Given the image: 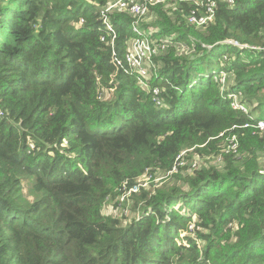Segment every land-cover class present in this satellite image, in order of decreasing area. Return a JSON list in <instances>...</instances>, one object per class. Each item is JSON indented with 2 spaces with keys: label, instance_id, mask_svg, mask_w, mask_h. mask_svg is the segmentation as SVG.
<instances>
[{
  "label": "trees",
  "instance_id": "trees-1",
  "mask_svg": "<svg viewBox=\"0 0 264 264\" xmlns=\"http://www.w3.org/2000/svg\"><path fill=\"white\" fill-rule=\"evenodd\" d=\"M113 1L0 0V264H264V0H170L151 26ZM151 29L144 88L125 59Z\"/></svg>",
  "mask_w": 264,
  "mask_h": 264
},
{
  "label": "built area",
  "instance_id": "built-area-1",
  "mask_svg": "<svg viewBox=\"0 0 264 264\" xmlns=\"http://www.w3.org/2000/svg\"><path fill=\"white\" fill-rule=\"evenodd\" d=\"M170 0H115L109 4V6L106 8L107 12H111L114 10H120V11H129L133 15L137 16L138 21L142 22V24L150 25L152 22V16H150V7L157 5V4H164L168 3ZM200 1V2H199ZM204 1H207L206 3ZM216 0H196V4L198 7H206V11H209L210 13L213 12L215 6H216ZM229 4V6H233L235 4V0H226ZM197 7V8H198ZM197 8L192 10L191 14L189 15V20L192 23H196L198 25L205 24L208 19L212 17V14L209 15H202L204 11H197ZM155 18V17H154ZM80 23H83V19L80 20ZM104 23L107 25V28L111 31L112 34V42L114 43V40L116 38V32L112 28L111 21L107 15L104 16ZM151 26V25H150ZM155 29V28H154ZM130 48H128V51L126 53V62L129 64V66L137 71L140 75V77L144 80V88H148V79L150 78V67L153 64V58L154 56H157L162 50L165 49L166 44L165 43H158V40L153 38V29L150 30L149 36L145 35V37L142 38H133L130 40ZM160 45V46H159ZM114 46V44H113ZM114 62L119 67H123L121 65L124 64V61L121 60L117 55L116 52H114ZM225 77V75H223ZM226 81V78L223 81ZM153 92L156 96H158L160 89L158 87H155ZM241 92L237 95H232L233 102L232 105L235 108H240L244 110L245 112H248L247 107L240 102V96ZM158 105H162V101L157 99ZM260 128H264V122H260L258 125ZM237 147V141L231 144V148L235 149ZM198 165L197 158L192 163L193 167H196ZM178 168L173 167V169L170 171V174L177 171ZM162 178H154L152 175H143L141 179H139L137 182L130 184L128 182H125L121 188V195L119 196L118 203L120 205H127L130 198L134 196L137 193H140L143 188H149L150 182L154 180L155 182H160Z\"/></svg>",
  "mask_w": 264,
  "mask_h": 264
},
{
  "label": "rangeland",
  "instance_id": "rangeland-1",
  "mask_svg": "<svg viewBox=\"0 0 264 264\" xmlns=\"http://www.w3.org/2000/svg\"><path fill=\"white\" fill-rule=\"evenodd\" d=\"M225 78H226V76L225 77L222 76V78L220 79V82L223 83ZM218 160H220V159H218ZM218 160L215 162L213 159H209V158H200V159L198 158L197 167H199L200 165H206L207 166V165H211V164H213L214 166L222 167L223 164L222 163H218ZM263 165H264V161H263ZM140 178H142V177H140ZM149 184L151 186V182ZM132 197L130 198V200H129L127 205H120L119 203L116 204L115 202H109L108 201V203H107V205L105 207V212L113 214V215H117V216H120L123 213H125L127 216H131L132 215V212H131L132 210L130 208V204H131V201H132ZM202 246H204V245H202Z\"/></svg>",
  "mask_w": 264,
  "mask_h": 264
}]
</instances>
